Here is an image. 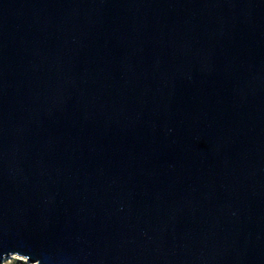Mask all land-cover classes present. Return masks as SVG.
<instances>
[{"label":"water","instance_id":"1","mask_svg":"<svg viewBox=\"0 0 264 264\" xmlns=\"http://www.w3.org/2000/svg\"><path fill=\"white\" fill-rule=\"evenodd\" d=\"M264 264V0H0V261Z\"/></svg>","mask_w":264,"mask_h":264},{"label":"rangeland","instance_id":"2","mask_svg":"<svg viewBox=\"0 0 264 264\" xmlns=\"http://www.w3.org/2000/svg\"><path fill=\"white\" fill-rule=\"evenodd\" d=\"M0 264H34L29 263L26 258L19 256V255H9L7 257H4Z\"/></svg>","mask_w":264,"mask_h":264},{"label":"bare ground","instance_id":"3","mask_svg":"<svg viewBox=\"0 0 264 264\" xmlns=\"http://www.w3.org/2000/svg\"><path fill=\"white\" fill-rule=\"evenodd\" d=\"M34 264H36V263H34Z\"/></svg>","mask_w":264,"mask_h":264}]
</instances>
